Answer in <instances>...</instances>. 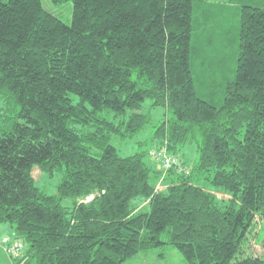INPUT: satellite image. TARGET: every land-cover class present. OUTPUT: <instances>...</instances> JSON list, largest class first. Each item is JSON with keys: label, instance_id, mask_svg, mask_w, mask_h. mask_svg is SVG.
Masks as SVG:
<instances>
[{"label": "trees", "instance_id": "trees-1", "mask_svg": "<svg viewBox=\"0 0 264 264\" xmlns=\"http://www.w3.org/2000/svg\"><path fill=\"white\" fill-rule=\"evenodd\" d=\"M205 1L0 0L11 264H124L165 244L187 264H264V0H234L236 25ZM66 2L71 23L53 12ZM147 98L173 117L121 156L111 138L142 130ZM33 167L61 174L56 194Z\"/></svg>", "mask_w": 264, "mask_h": 264}, {"label": "rangeland", "instance_id": "rangeland-1", "mask_svg": "<svg viewBox=\"0 0 264 264\" xmlns=\"http://www.w3.org/2000/svg\"><path fill=\"white\" fill-rule=\"evenodd\" d=\"M235 3L236 2L234 0H206L205 7L213 10L212 13L222 12L219 13L220 16L232 20L231 24L236 25L239 23V20L234 19L235 16L237 17L239 14H236L238 8ZM198 11L199 8L196 9V13ZM53 12L60 16L66 23H71L72 2H66L59 7L55 6ZM141 112L148 117V122L141 131L131 137L113 136L111 138L112 144L117 148L118 153L121 156H128L139 151H146L148 149L150 150L155 148L157 144L156 141L158 140L155 138L156 130L163 123V121L173 117L172 111L168 110L166 106H154L153 100L150 98L143 101ZM189 145L190 146L188 147L182 148L180 153L187 162L191 163L197 161L200 154L195 144ZM32 174L36 185L40 189L49 195L57 193L61 178L60 173L49 175L48 173H43L38 167H33ZM65 203L68 204V201ZM262 224L263 228L261 230V238L258 243H261L262 238H264V220ZM10 227V225L5 223L0 225V236L4 230L8 231L7 233H12ZM251 246V254H254L255 256L264 254V243L261 246H255V244H252ZM0 252L3 256H6L1 249ZM0 260V264H5V262H2L1 255ZM124 264H187V262L181 252L174 245L165 244L154 250L141 252L136 257L127 259Z\"/></svg>", "mask_w": 264, "mask_h": 264}, {"label": "built area", "instance_id": "built-area-1", "mask_svg": "<svg viewBox=\"0 0 264 264\" xmlns=\"http://www.w3.org/2000/svg\"><path fill=\"white\" fill-rule=\"evenodd\" d=\"M155 157H157L159 165L163 168V169H170L171 167H173L176 163L178 164L177 158L176 157H171L169 155L166 154V152L164 150L158 152ZM9 238V237H7ZM3 238V243H8L10 238ZM19 248L18 246H14L13 249H17Z\"/></svg>", "mask_w": 264, "mask_h": 264}, {"label": "crops", "instance_id": "crops-1", "mask_svg": "<svg viewBox=\"0 0 264 264\" xmlns=\"http://www.w3.org/2000/svg\"><path fill=\"white\" fill-rule=\"evenodd\" d=\"M0 239H1V236H0ZM0 249L2 250L1 246H0ZM0 255L2 257V262H5V264H11V261L9 260V258L6 254H5L6 256H3L2 253L0 252ZM0 262H1V260H0Z\"/></svg>", "mask_w": 264, "mask_h": 264}]
</instances>
